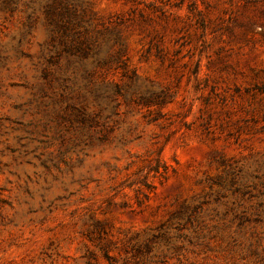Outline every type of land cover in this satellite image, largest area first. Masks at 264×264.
I'll use <instances>...</instances> for the list:
<instances>
[{
  "label": "rangeland",
  "instance_id": "1",
  "mask_svg": "<svg viewBox=\"0 0 264 264\" xmlns=\"http://www.w3.org/2000/svg\"><path fill=\"white\" fill-rule=\"evenodd\" d=\"M82 1L125 69L0 10V264H264V0Z\"/></svg>",
  "mask_w": 264,
  "mask_h": 264
},
{
  "label": "trees",
  "instance_id": "2",
  "mask_svg": "<svg viewBox=\"0 0 264 264\" xmlns=\"http://www.w3.org/2000/svg\"><path fill=\"white\" fill-rule=\"evenodd\" d=\"M0 10L24 12L30 21L39 20L44 24L48 39L43 51L50 62L52 56L66 54L83 61L92 59L104 66L114 61L125 69L119 54L101 56L103 46L89 36L91 21L82 0H0ZM115 88V92L121 94V86Z\"/></svg>",
  "mask_w": 264,
  "mask_h": 264
}]
</instances>
